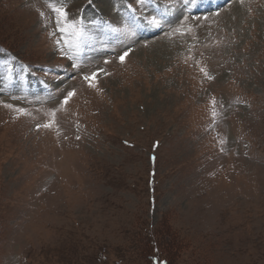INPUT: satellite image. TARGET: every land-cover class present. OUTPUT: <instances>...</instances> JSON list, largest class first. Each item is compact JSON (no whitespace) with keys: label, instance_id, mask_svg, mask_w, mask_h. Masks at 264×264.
I'll use <instances>...</instances> for the list:
<instances>
[{"label":"rangeland","instance_id":"obj_1","mask_svg":"<svg viewBox=\"0 0 264 264\" xmlns=\"http://www.w3.org/2000/svg\"><path fill=\"white\" fill-rule=\"evenodd\" d=\"M151 256L264 264V0H0V264Z\"/></svg>","mask_w":264,"mask_h":264},{"label":"snow or ice","instance_id":"obj_2","mask_svg":"<svg viewBox=\"0 0 264 264\" xmlns=\"http://www.w3.org/2000/svg\"><path fill=\"white\" fill-rule=\"evenodd\" d=\"M143 2V0H141V3ZM243 2V0H242ZM49 7L51 8V10L56 14V25H57V28L58 30L61 32V33H64V34H67L69 36H72L75 38L74 41H70V40H67L65 39L64 43L65 44H77L79 43V39L80 37L82 36V30L79 29L78 27V24L79 22H76V21H72V22H69L68 21V17H67V12L65 11V8L62 7V6H56L54 4H49ZM41 15L43 16V13H41ZM177 32H180L181 34H183L182 30L181 29H176ZM127 52H125L122 56H120V61L123 62L124 61V58L125 56H127ZM105 63H107V61H105ZM100 71H103L102 69ZM200 71L204 74V76L211 80L213 79V77H211L208 72L203 68L201 67L200 68ZM98 75V72H93L91 77L89 76H85L84 79L86 81H88L89 83V86L90 87H93L95 88L96 87V77ZM74 95V93L72 92H69L68 93V96L65 98V101H64V104H67L68 103V100ZM212 105H213V111L211 113L212 115V118L213 120H215L216 116H217V113L215 111V99L213 98L212 101H211ZM6 107H9L11 108L12 106L11 105H6ZM63 107V105L61 106ZM14 111H16L17 113L21 114V115H29V113L25 112L23 109H14ZM49 116H50V122L49 123H45L43 124L42 126L45 127V128H51L53 126V124L55 123V116H56V112L53 111L51 113H49ZM77 139H79V137H77ZM153 161H155V157H152ZM153 264H160V262L158 260H153Z\"/></svg>","mask_w":264,"mask_h":264},{"label":"trees","instance_id":"obj_3","mask_svg":"<svg viewBox=\"0 0 264 264\" xmlns=\"http://www.w3.org/2000/svg\"><path fill=\"white\" fill-rule=\"evenodd\" d=\"M158 260L160 264H169L166 259L160 258L159 256H151L149 257L150 264H153V260Z\"/></svg>","mask_w":264,"mask_h":264}]
</instances>
